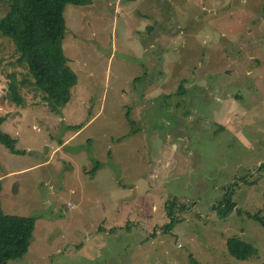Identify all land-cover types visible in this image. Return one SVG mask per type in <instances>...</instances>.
I'll return each instance as SVG.
<instances>
[{
	"label": "rangeland",
	"instance_id": "rangeland-1",
	"mask_svg": "<svg viewBox=\"0 0 264 264\" xmlns=\"http://www.w3.org/2000/svg\"><path fill=\"white\" fill-rule=\"evenodd\" d=\"M64 16L79 80L57 114L34 87L9 99L23 70L0 37L1 131L21 153L0 146V207L31 227L6 264H262L248 214L264 193V0H92ZM232 237L258 255L234 259Z\"/></svg>",
	"mask_w": 264,
	"mask_h": 264
},
{
	"label": "trees",
	"instance_id": "trees-1",
	"mask_svg": "<svg viewBox=\"0 0 264 264\" xmlns=\"http://www.w3.org/2000/svg\"><path fill=\"white\" fill-rule=\"evenodd\" d=\"M92 0H8V9L0 17V37L10 40L18 53L16 67L23 70V77H15L9 82V99L18 106L25 105L20 89L34 87L43 94V99L50 110L57 114L66 107L72 98V90L78 84V75L69 65L65 55L63 41L66 33L64 11L67 5H90ZM182 94V86L178 95ZM129 119V114L127 115ZM6 117H0V146L12 155H21L16 149L17 140L1 131ZM135 134V122L129 119ZM74 131H81L82 126H75ZM23 154V153H22ZM236 184V182L234 183ZM233 184V185H234ZM1 192V183H0ZM174 200L166 203L169 221L162 227L169 233L176 224L173 215L176 209ZM235 202L233 192L227 190L213 206L221 217L233 211ZM249 217L260 222L264 228V193L262 207ZM31 240V227L27 219L20 215H7L0 207V264L23 258ZM227 250L236 260L246 261L258 255L255 245L240 238L227 240ZM264 264V262L262 263Z\"/></svg>",
	"mask_w": 264,
	"mask_h": 264
},
{
	"label": "water",
	"instance_id": "water-1",
	"mask_svg": "<svg viewBox=\"0 0 264 264\" xmlns=\"http://www.w3.org/2000/svg\"><path fill=\"white\" fill-rule=\"evenodd\" d=\"M4 264H6V263H4Z\"/></svg>",
	"mask_w": 264,
	"mask_h": 264
}]
</instances>
